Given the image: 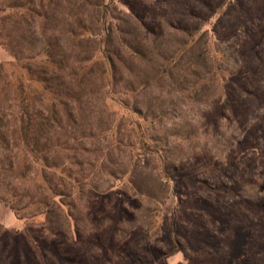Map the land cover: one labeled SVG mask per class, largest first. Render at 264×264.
<instances>
[{
  "label": "rangeland",
  "instance_id": "obj_1",
  "mask_svg": "<svg viewBox=\"0 0 264 264\" xmlns=\"http://www.w3.org/2000/svg\"><path fill=\"white\" fill-rule=\"evenodd\" d=\"M25 1L0 0V264H264V0Z\"/></svg>",
  "mask_w": 264,
  "mask_h": 264
},
{
  "label": "trees",
  "instance_id": "obj_2",
  "mask_svg": "<svg viewBox=\"0 0 264 264\" xmlns=\"http://www.w3.org/2000/svg\"><path fill=\"white\" fill-rule=\"evenodd\" d=\"M36 4L38 7V10L33 9V6ZM67 5V8L71 5L72 7H79L84 8L85 6H92L90 1L88 0H27L21 4H16L15 6H6L3 10V12L7 11V9H19L22 13L21 15H28L30 19L37 18L40 20L41 23H47L48 21L56 18L59 10L61 8H65ZM73 8V9H74ZM83 19H80L79 22H82ZM88 31L86 30V27L81 26V34H86ZM72 36H77L75 33L73 34L71 32ZM0 46H2L4 49L8 50L15 58L16 61H19L17 53L14 51L12 43L9 41L7 36L0 35ZM53 46L50 42H46L44 46L42 47V53L45 56V63L48 65V68H51L50 76L56 71H59V63L56 61L55 57L56 54L53 52ZM49 71V70H48ZM45 75H48V72L46 71L44 73ZM43 76L41 78V83L43 84L44 90L50 89L49 83L51 82L50 76ZM52 94L54 93V90H51ZM19 104V119L17 122V125L12 133L16 136L15 141L21 140L25 147L30 146L32 149H35V146H37V137L29 136L28 132L30 133H36L38 132V128L43 126V123H33L29 119L26 118L27 115V107L23 105V99L21 98ZM0 140H3L2 142H6L3 137L0 135ZM32 150L34 152L35 150Z\"/></svg>",
  "mask_w": 264,
  "mask_h": 264
}]
</instances>
